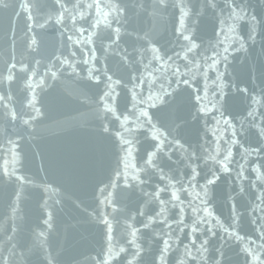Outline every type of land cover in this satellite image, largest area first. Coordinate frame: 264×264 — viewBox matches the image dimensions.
Listing matches in <instances>:
<instances>
[{
    "label": "water",
    "instance_id": "obj_1",
    "mask_svg": "<svg viewBox=\"0 0 264 264\" xmlns=\"http://www.w3.org/2000/svg\"><path fill=\"white\" fill-rule=\"evenodd\" d=\"M0 264H264V0H0Z\"/></svg>",
    "mask_w": 264,
    "mask_h": 264
}]
</instances>
